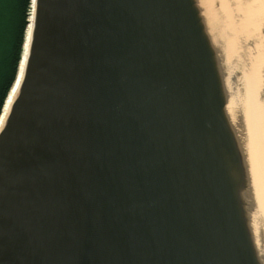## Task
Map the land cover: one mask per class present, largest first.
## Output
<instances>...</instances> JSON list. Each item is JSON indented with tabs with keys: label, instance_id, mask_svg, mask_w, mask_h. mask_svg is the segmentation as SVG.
Here are the masks:
<instances>
[{
	"label": "water",
	"instance_id": "1",
	"mask_svg": "<svg viewBox=\"0 0 264 264\" xmlns=\"http://www.w3.org/2000/svg\"><path fill=\"white\" fill-rule=\"evenodd\" d=\"M225 14L35 1L0 129V264H264Z\"/></svg>",
	"mask_w": 264,
	"mask_h": 264
},
{
	"label": "bare ground",
	"instance_id": "2",
	"mask_svg": "<svg viewBox=\"0 0 264 264\" xmlns=\"http://www.w3.org/2000/svg\"><path fill=\"white\" fill-rule=\"evenodd\" d=\"M35 1L31 0V8L28 15V25L25 33V41L23 45V51L21 60L18 67L16 79L9 91V94L3 105L0 115V129L3 126L6 119L9 108L16 96L18 87L23 75L26 58L30 46ZM261 0H220L221 7L226 13L228 27L230 30V44L232 54L237 62L240 63L242 76L240 79L241 85L235 90L233 96V103L237 105L238 112L241 113L245 134H246V148L248 151L249 164L251 174L254 182V194L256 200V209L254 215L253 224L260 241V249L264 255V62L261 64L262 72H255L257 69H249L248 64L242 58V55L238 48V43L242 39L240 38L239 22L240 18L237 16L240 8L247 11L250 19H254L256 11L254 6ZM245 8V9H244ZM238 28V30H237ZM256 66V65H255ZM234 105H230L231 109H234Z\"/></svg>",
	"mask_w": 264,
	"mask_h": 264
},
{
	"label": "trees",
	"instance_id": "3",
	"mask_svg": "<svg viewBox=\"0 0 264 264\" xmlns=\"http://www.w3.org/2000/svg\"><path fill=\"white\" fill-rule=\"evenodd\" d=\"M29 6L30 0H0V115L17 76Z\"/></svg>",
	"mask_w": 264,
	"mask_h": 264
},
{
	"label": "rangeland",
	"instance_id": "4",
	"mask_svg": "<svg viewBox=\"0 0 264 264\" xmlns=\"http://www.w3.org/2000/svg\"><path fill=\"white\" fill-rule=\"evenodd\" d=\"M31 8V0L28 11ZM245 9V8H244ZM256 14L254 19H250L247 11L240 8L237 16L240 18L238 32L242 38L238 45L239 51L251 68L257 69L255 72H262L261 64L264 62V0L254 6ZM256 65V66H255Z\"/></svg>",
	"mask_w": 264,
	"mask_h": 264
}]
</instances>
